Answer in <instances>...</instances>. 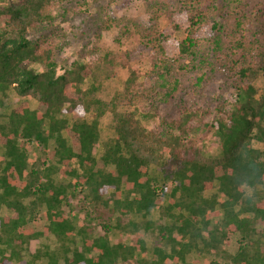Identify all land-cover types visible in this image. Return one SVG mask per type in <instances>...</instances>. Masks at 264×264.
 Instances as JSON below:
<instances>
[{
  "label": "trees",
  "instance_id": "16d2710c",
  "mask_svg": "<svg viewBox=\"0 0 264 264\" xmlns=\"http://www.w3.org/2000/svg\"><path fill=\"white\" fill-rule=\"evenodd\" d=\"M3 1L0 264H187L192 251L264 264V148L253 145L264 146V94L254 97L264 76V0H144L136 16L112 14L114 0ZM112 28L117 42L136 32L153 55L150 69L131 70L105 101L97 89L118 62L97 41ZM74 45L75 56L66 54ZM200 64L208 67L202 81L219 72L220 92L177 98L174 68ZM225 89L236 92L230 102ZM9 91L36 106L6 110ZM170 99H178L175 116L161 112ZM67 110L90 119L69 124ZM107 112L115 136L95 156ZM205 133L217 136L221 158L201 153ZM158 207L169 250L148 249L138 228L152 225ZM123 233L132 234L128 242ZM41 238L52 243L32 248Z\"/></svg>",
  "mask_w": 264,
  "mask_h": 264
},
{
  "label": "rangeland",
  "instance_id": "374dc122",
  "mask_svg": "<svg viewBox=\"0 0 264 264\" xmlns=\"http://www.w3.org/2000/svg\"><path fill=\"white\" fill-rule=\"evenodd\" d=\"M17 0H4L2 5L9 4L10 2H16ZM143 1L144 0H114L111 4V12L115 16H136L140 15L143 11ZM145 25L146 21L144 22ZM168 26V22L166 18H161L160 27L165 28ZM186 25H183L182 30L177 31L173 37L175 41L180 40L184 33ZM203 31H199V35L201 38L208 37L206 34L202 33ZM117 31L116 28H112L109 31L103 33L100 40L97 41V45L100 47L102 51H106L111 53L118 62V66L116 68V76L110 78L108 80L103 81L98 89H97V96L102 100L109 101V99L117 92L122 91L123 88V81L129 74L131 70H139L145 71L150 69L151 57L153 51L150 47L145 46V44L141 41L139 35L132 31L130 35L127 37L122 38L119 42L116 41ZM212 45H209V42L205 44L203 47L206 54H210V49ZM78 45H74L73 47L67 48L65 50L66 54H70L75 56V50ZM175 48L174 43L170 41L167 43V54L168 56L171 55L172 50ZM171 58V56H170ZM187 60H185V63ZM173 78L179 81V85L177 87V98H189L188 93L191 95V101H198L199 99L194 98V94L199 93L203 96L204 99L211 97H215L217 93L220 92L219 88L221 85L222 78H219V72L215 71L212 74V80L208 78V80H200L198 75L200 71L204 72L208 69L207 65L200 64L199 69L196 70L195 68L191 69L188 65L187 68H174ZM214 77V78H213ZM222 87V86H221ZM255 94L254 97H258L261 94H264V76H259L255 81ZM204 89V90H203ZM201 90L203 92H201ZM233 98L236 97V92L232 91V89L227 90L225 89L223 99L226 102H230L232 96ZM178 100V99H177ZM177 100L170 99L166 103L162 104L163 111L161 112L167 113L170 116H175L177 114V104L175 103ZM22 101H27L29 105L34 108L36 106V100L31 98L30 96H18L13 91H9L8 98L5 99L4 106L5 109H9L13 106L18 105ZM199 103V102H198ZM164 105V106H163ZM63 116L67 118L69 124L74 120L84 118L89 120L90 117L88 114L85 113H77L71 110H67L63 113ZM111 113L107 112L100 121L99 129V139L97 144L94 147V155L99 156L105 146V143L115 136L114 129L111 124ZM253 145L258 148H264V146L256 141L253 140ZM199 146L201 148V153L207 158H221L222 156V149L220 147L218 138L213 133H205L201 136L199 141ZM1 153V148H0ZM214 189L208 190L204 192L205 196H210ZM163 207H158L152 210L151 212V220L152 225L148 229L143 228V224L139 225V231L142 234V238L145 241V245L148 249L152 250L154 247H161L169 250V245L165 246L163 242L160 240V233L158 232V227L165 222L168 223L166 216L162 214ZM127 218L123 219V222H126ZM132 234L130 233H123L122 238L124 241L128 242L131 238ZM118 235H111L110 242H116ZM51 241L46 238H41L37 241L32 242L31 247L40 246L43 243H50ZM52 243V242H51ZM230 252H235L236 245L233 243L229 246ZM147 258L150 255H146ZM185 261L187 264H210L211 261H217L219 264H228L225 259L218 257H212L209 254L205 253H197L196 251H192L186 254ZM15 264V263H14ZM180 264V263H179ZM182 264V263H181Z\"/></svg>",
  "mask_w": 264,
  "mask_h": 264
}]
</instances>
